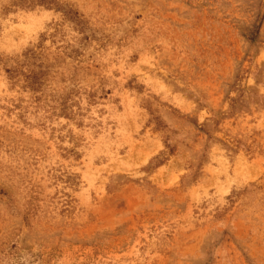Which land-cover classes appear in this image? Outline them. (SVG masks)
<instances>
[{
  "label": "rangeland",
  "instance_id": "rangeland-1",
  "mask_svg": "<svg viewBox=\"0 0 264 264\" xmlns=\"http://www.w3.org/2000/svg\"><path fill=\"white\" fill-rule=\"evenodd\" d=\"M0 264H264V0H0Z\"/></svg>",
  "mask_w": 264,
  "mask_h": 264
},
{
  "label": "trees",
  "instance_id": "trees-1",
  "mask_svg": "<svg viewBox=\"0 0 264 264\" xmlns=\"http://www.w3.org/2000/svg\"><path fill=\"white\" fill-rule=\"evenodd\" d=\"M261 21V19H259L258 15H254L253 16V25H252V30H248L247 33L249 32V36H250V42H253V40L255 39V30H257V24H259V22Z\"/></svg>",
  "mask_w": 264,
  "mask_h": 264
}]
</instances>
